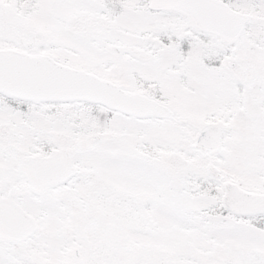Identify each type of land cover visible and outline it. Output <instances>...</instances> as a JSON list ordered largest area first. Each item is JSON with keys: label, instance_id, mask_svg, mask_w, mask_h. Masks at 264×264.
<instances>
[{"label": "rangeland", "instance_id": "rangeland-1", "mask_svg": "<svg viewBox=\"0 0 264 264\" xmlns=\"http://www.w3.org/2000/svg\"><path fill=\"white\" fill-rule=\"evenodd\" d=\"M149 1L111 0L112 14L104 19L103 0H0V40L21 48L26 35L34 32L38 44L32 52L50 48L51 57L64 61L74 54L81 68L131 88L128 53L157 51L162 38L169 43L160 51L177 55L178 42L191 35L185 17L150 13ZM233 5L249 17L250 28H257L253 35L264 37V0ZM246 36L250 34L240 39L241 44L249 41ZM193 62L187 61L183 70L189 78ZM146 69L150 71V66ZM261 74L264 78V71ZM204 95L193 113L189 96L179 90L178 102L171 107L187 120L185 126L116 115L109 124L91 126L90 120L76 124L72 113L79 103L58 107L60 111L49 119L45 112L50 109L45 106L37 111L19 107L27 110L23 115L16 107L0 104V194L17 180L21 185L12 192L16 203L39 224L38 232L26 242L9 245L0 240V264H62L71 246L79 248L83 264H118V258L132 259L133 264H264V223L258 228L217 214L195 226L207 229L208 235L187 234L183 229L187 211L196 208L185 199L186 179L207 176L208 161L200 156L189 161L186 151L206 124L203 111L214 110L222 94L207 87ZM99 128L100 144L71 157L78 176L67 187L32 197L18 171L20 158L45 155L40 146L44 140L56 144L55 149L74 147ZM244 128V134L223 135L222 150L211 159L243 188L264 192V122L247 123ZM140 149L145 154L140 155ZM208 202L202 200L198 206L207 207ZM126 243L133 246L132 254L124 249ZM45 248L48 252L41 251Z\"/></svg>", "mask_w": 264, "mask_h": 264}, {"label": "water", "instance_id": "water-1", "mask_svg": "<svg viewBox=\"0 0 264 264\" xmlns=\"http://www.w3.org/2000/svg\"><path fill=\"white\" fill-rule=\"evenodd\" d=\"M150 9L175 10L186 14L194 24L213 32L227 42L241 35L248 21L245 15L232 11L216 0H152ZM37 42L35 34L24 41L26 48ZM0 92L12 97L36 102L86 101L102 104L112 110L140 118L158 117L173 119V112L144 96L123 91L118 85L94 74L63 66L50 57L27 56L15 51H0ZM99 136H89L77 143L81 151L92 150ZM194 148L215 154L221 147L220 131L211 126L197 136ZM19 170L28 179L31 189L42 193L51 187L67 182L77 174L70 164L68 150L53 157L27 156L21 159ZM206 170L215 180L221 181L220 170L210 162ZM222 202L232 213L240 216L264 214V194L242 189L237 183H223ZM37 230V224L8 199L0 200V237L9 242H21ZM132 251L130 245H126ZM71 251L81 261L77 249ZM71 257L66 264H71ZM119 264H131L119 259Z\"/></svg>", "mask_w": 264, "mask_h": 264}, {"label": "flooded vegetation", "instance_id": "flooded-vegetation-1", "mask_svg": "<svg viewBox=\"0 0 264 264\" xmlns=\"http://www.w3.org/2000/svg\"><path fill=\"white\" fill-rule=\"evenodd\" d=\"M191 27L193 36L178 42L177 55L166 56L167 53L159 51L168 44L160 40L157 51L128 53L127 70L131 71L132 83L129 89L141 90L153 99L161 95L169 105L178 102L179 90H185L191 101V111L196 113L205 98L206 88L214 87L222 95L219 103L215 104L219 114L212 116H218L225 135H241L247 123L264 122V78L261 77L264 58L258 57L264 55V37L252 34L246 36L249 41L241 44L240 38L228 45L215 35ZM191 59L194 60V72L190 73L191 76L188 74L189 83L182 87L180 73ZM137 61L143 70L138 69L139 64L133 66ZM146 65L150 66V71ZM167 87L173 91V96L166 93ZM174 112L178 123L180 114L177 110Z\"/></svg>", "mask_w": 264, "mask_h": 264}, {"label": "trees", "instance_id": "trees-1", "mask_svg": "<svg viewBox=\"0 0 264 264\" xmlns=\"http://www.w3.org/2000/svg\"><path fill=\"white\" fill-rule=\"evenodd\" d=\"M4 41L0 40V44H3ZM77 115L79 116V119L82 122H85L86 120H90L92 123L91 126H94V124L98 125L101 124V126H104V124H109L111 121V115L112 113L110 111H107L105 109H102L101 107H93V106H87L85 108H81L78 110ZM101 129H96V132L99 133ZM186 155L188 157V160L191 161L192 158L198 159L199 154L192 150H187ZM202 161H206V159H201ZM188 184L191 185L193 188L192 193L188 192L187 196H190V200L193 203V206H196V209L198 210H203L204 208L198 206V203L202 200L207 201V200H212V197H214L215 190L217 189V184L214 183L212 180H210L207 176L205 177H197V176H189L188 177ZM209 203V202H208ZM207 211L210 213H222L224 215H227L228 217H232L230 213L225 211L221 204L218 205L217 208H207ZM194 211H191L190 215H187L184 217V222H187L186 224L184 223L185 228H189L191 224L195 222H199L200 218L196 215H192ZM211 216H208L209 218L214 217V214H210ZM256 226H261L262 223L257 222L254 223ZM192 232V231H191ZM193 233V232H192ZM189 258V257H188ZM190 259V258H189Z\"/></svg>", "mask_w": 264, "mask_h": 264}]
</instances>
